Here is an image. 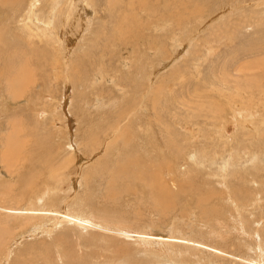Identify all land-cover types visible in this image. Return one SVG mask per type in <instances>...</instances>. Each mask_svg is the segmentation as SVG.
Returning <instances> with one entry per match:
<instances>
[{
  "label": "rangeland",
  "instance_id": "1",
  "mask_svg": "<svg viewBox=\"0 0 264 264\" xmlns=\"http://www.w3.org/2000/svg\"><path fill=\"white\" fill-rule=\"evenodd\" d=\"M46 1L35 10L51 24ZM71 1L52 12L67 28L54 45L28 38L29 0H0V65L29 63L34 81L0 78V263L8 247L7 264H264V0H187L194 18L159 0L122 41L134 4ZM17 122L26 153H43L33 165L2 160ZM130 156L143 176L113 174ZM148 179L169 189L165 207ZM38 185L41 201L26 195Z\"/></svg>",
  "mask_w": 264,
  "mask_h": 264
},
{
  "label": "bare ground",
  "instance_id": "2",
  "mask_svg": "<svg viewBox=\"0 0 264 264\" xmlns=\"http://www.w3.org/2000/svg\"><path fill=\"white\" fill-rule=\"evenodd\" d=\"M18 0H2V2L3 3H6V4H10V7H11V4H13V3H16ZM20 1V0H19ZM17 2V4H18V6H19V4H20V2ZM22 1V0H21ZM39 0H29V2H28V6H27V13L26 14H28L27 16H25L26 17V20L25 19H22L21 21L23 22L24 20L27 22H30V26L31 27H28L27 26V28H28V31H29V34H28V38H34V37H32L33 35H35L36 37H38V38H41V34H43L42 35V38L43 37H45L46 38V40H48V39H52L53 41H54V45H55V43H57L58 44V42L63 38V35H64V37H65V35L67 34V28L65 29V28H63V29H57V24L55 23V12L54 11H58L57 9L55 10V7L57 6V4L59 3V1L60 0H52V2L50 3V5H48L49 7V11H47V12H49L48 14H49V16H50V18H49V20H50V22H51V24H49L48 23V18L46 17V18H41V16H39V12H40V7H38V14L36 13V10H35V8L37 7V2H38ZM46 1V0H45ZM70 1V0H69ZM79 1V0H78ZM159 0H155L154 1V3H153V0H126V4H127V7H129V6H131L132 4H134L135 5V9H134V7H133V9H134V11L132 12V15H130V12L129 11H124V12H121V15L119 16V20H118V22H117V24H118V26H115L114 27V32H117V35L119 36V38H117V36L115 37V39H116V41H117V39H119V40H121L124 36H125V38H127L128 37V35L130 36V37H132L133 35H131V31H132V29L134 28V25L135 24H137V26H138V28H140L139 27V25H138V20L136 19V18H138V16H139V14H140V12H143V13H145L146 14V16L148 15V14H150L152 17L155 15V13L158 11V10H156L158 7L156 6V4L157 5H160V2H158ZM1 2V4H3ZM47 2V1H46ZM66 2V1H65ZM71 2H73V0L71 1ZM109 2L110 3H112V4H116V3H118L119 2V0H109ZM166 2V1H165ZM79 3V2H78ZM81 3V2H80ZM83 3V5L85 6V8H83V9H85V11H86V9H87V7H88V5H89V2L87 3V2H82ZM176 4H177V7L180 5V8H183V10L185 9L186 11L187 10H190V11H188V16L189 15H191V16H193V18H194V16L196 15V14H199L200 12L199 11H201V10H199L198 11V9H199V5H192V4H190L189 5V2L187 1V0H176V2H175ZM165 4V3H164ZM164 4H161V5H163V7H166ZM15 5V4H14ZM77 5V4H76ZM75 5V6H76ZM80 5V4H79ZM78 5V6H79ZM90 6V5H89ZM112 6V5H111ZM117 6V5H116ZM9 7V8H10ZM15 7H16V5H15ZM15 7H14V9H15ZM20 7V6H19ZM157 7V8H156ZM8 8V7H7ZM17 8V7H16ZM47 8V9H48ZM71 8H73V7H71ZM70 8V9H71ZM76 8V7H75ZM75 8H73L74 10H76ZM89 8V7H88ZM116 8V7H115ZM125 8V7H124ZM81 9V8H80ZM117 9H118V7H117ZM10 10V9H9ZM13 9L11 8V11H12ZM66 10V9H65ZM123 10V7H120L119 8V11H122ZM14 11H16V10H14ZM63 11H64V9H63ZM69 11H71V10H69ZM73 11V10H72ZM5 12V11H4ZM52 12H54V15H53V13ZM61 12H62V8H61ZM66 12H67V10H66ZM73 12H75V11H73ZM72 12V13H73ZM57 13V12H56ZM63 13V12H62ZM62 13H61V15H62ZM69 13H71V12H69ZM71 13V14H72ZM86 13V12H85ZM122 13H126V14H122ZM186 13V12H185ZM195 13V14H194ZM58 14H60V13H58ZM70 14V15H71ZM154 14V15H153ZM158 14H159V16L163 19V20H165V21H162V20H160L159 19V16H158V18H156V17H154L155 18V20L156 21H162V22H166L167 24H170L171 23V21L172 22H176L177 24H180V23H182L183 22V19H187L186 17V15L185 16H181L180 14L181 13H179V12H177V16L176 17H178L177 19H176V17H173V16H170V15H166V13L165 14H162V15H160V12H158ZM57 15V14H56ZM73 15H74V13H73ZM64 17H65V23H68L69 24V22H68V20H69V14H67L66 13V15H63ZM74 16H76V15H74ZM74 16H72L71 15V18L72 17H74ZM125 16H127V17H125ZM57 17V16H56ZM190 17V16H189ZM83 18V17H82ZM73 19V18H72ZM74 19H75V17H74ZM173 19H175L174 21H173ZM64 20V19H63ZM79 20V19H78ZM80 20H81V18H80ZM85 20V19H84ZM171 20V21H170ZM19 21H20V19H19ZM70 21H72V20H70ZM131 21L133 22V23H131ZM148 21H150V20H148ZM170 21V22H169ZM181 21V22H180ZM25 22V23H26ZM73 22V21H72ZM150 22H153V20L152 21H150ZM24 23V24H25ZM78 23V22H77ZM83 23V22H82ZM155 23V22H154ZM157 23V22H156ZM23 24V23H22ZM75 24V23H74ZM73 24V25H74ZM80 24V23H79ZM85 24V23H84ZM20 25H21V23H20ZM72 25V26H73ZM83 25V24H82ZM88 25V24H87ZM87 25L86 26H84V27H82V26H80L81 28V30L82 31H84L85 29H86V27H87ZM162 25H163V23H162ZM165 25V24H164ZM164 25L162 26V27H164ZM22 26V25H21ZM32 26H33V28H32ZM66 26V25H65ZM64 26V27H65ZM25 27V26H24ZM23 26H22V28H24ZM34 27H36V28H34ZM71 27V26H70ZM26 28V27H25ZM27 28L25 29L26 31H27ZM73 28V27H72ZM34 29H36V31L34 32ZM25 30H23V32L25 31ZM77 30H78V27H77ZM80 30V31H81ZM20 32V31H19ZM22 32V31H21ZM26 33V32H25ZM121 33L124 35L123 37L121 36L120 37V35H121ZM140 33V32H139ZM21 34H24V33H21ZM27 34V33H26ZM79 34V33H78ZM25 35V34H24ZM69 35V34H68ZM75 35V34H74ZM70 37V36H69ZM138 36L136 35L135 36V38H137ZM67 39H68V36H67ZM70 39V38H69ZM28 40V39H27ZM118 40V41H119ZM25 41V40H24ZM29 41V40H28ZM27 41V42H28ZM40 41L41 40H39V43H40ZM122 41V40H121ZM71 42V41H70ZM112 42H113V40H112ZM115 42V41H114ZM29 43V42H28ZM110 43H111V41H110ZM123 43V42H122ZM176 43H178V42H176ZM178 45V44H177ZM180 45V44H179ZM182 45V44H181ZM181 45H180V47H181ZM109 46V45H108ZM112 46V45H111ZM117 46V45H116ZM116 46H114V47H116ZM152 46V45H151ZM126 47V46H125ZM155 47V46H154ZM183 45H182V49L181 50H183ZM62 48V47H61ZM108 49V48H107ZM151 49H153V48H151ZM66 51H68L67 49H66ZM178 51H180V50H178ZM55 52V51H54ZM176 54H178V53H176ZM7 56V55H6ZM9 58V57H8ZM7 58V59H8ZM7 59H3L2 60V64L0 65V78L2 77H8L7 78V80L9 81V83H10V85H12L11 84V82L12 83H14L16 80H18V81H20L21 80V82H22V84H24V85H26V87H28L27 85L28 84H32V82L34 83V81H33V71L31 70V68L29 67V63L27 64H24V65H22V66H20V67H18L17 69H16V72H14V73H10V70H12V69H10V67L12 68V63L11 62H8V60ZM11 60H13V59H11ZM65 60H67V59H65ZM25 61V60H24ZM28 61V60H27ZM19 62V61H18ZM17 62V63H18ZM20 65L22 64L21 62L19 63ZM18 65V64H17ZM65 65H66V63H65ZM73 65V64H72ZM10 66V67H9ZM16 67V66H15ZM64 67V66H63ZM66 67H68V65H66ZM72 67V66H71ZM74 68H75V66H74ZM65 69V68H64ZM66 70V69H65ZM71 70V69H70ZM15 71V70H14ZM65 72V71H64ZM155 72V71H154ZM153 72V73H154ZM10 74V76H8ZM67 74V73H66ZM65 76V75H64ZM75 76V75H74ZM74 76H73V78H74ZM68 78V77H67ZM66 79V78H65ZM64 79V80H65ZM17 82V81H16ZM68 82V81H67ZM20 83V82H19ZM69 83V82H68ZM21 84V83H20ZM19 84V85H20ZM67 85V84H66ZM69 85V84H68ZM7 86V85H6ZM22 86V85H21ZM9 87V86H8ZM25 87V86H24ZM26 89V88H25ZM15 90H18L17 88L15 89ZM9 91H10V88H9ZM15 97V96H14ZM18 97V96H17ZM16 98V97H15ZM153 99V98H152ZM12 102V101H11ZM121 115V114H120ZM120 117H122V116H120ZM118 118H116V120H117ZM114 122H115V120H114ZM112 127V126H111ZM13 128V127H12ZM34 128V127H33ZM109 128H110V126H109ZM111 130H113V129H111ZM17 133H20L23 137V139H17L16 138V134ZM29 136H31V134L28 132V130H25V128L24 127H21L19 124H18V122H17V124H16V126H15V130H14V133H11L10 134V137H11V139H7L6 140V142H5V147H4V150H6V154L5 155H3L2 156V160L4 161V162H6V160H7V157L8 156H12L11 157V159H13V158H15L16 159V161H24L26 158L28 159V156H29V158H33V157H31L30 155H32L31 153L33 152H31V153H26V151H29L31 148H29V147H27L29 144H27V146H26V143L28 142L27 140H25V138L26 137H29ZM14 137H15V139H14ZM32 137V136H31ZM112 139V138H111ZM124 142V141H123ZM125 143V142H124ZM32 144V143H31ZM91 144V143H90ZM110 144V143H109ZM40 146V139L39 138H34V141H33V148H36V147H39ZM26 148H29V150L28 149H26ZM38 149V148H37ZM36 149V150H37ZM32 150V149H31ZM39 151H40V149H39ZM38 151V152H39ZM41 151H42V149H41ZM5 152V151H4ZM41 153V156H42V152H39V154ZM39 154H33V155H36L37 157H35L36 159L37 158H41L40 157V155ZM32 155V156H33ZM39 156V157H38ZM43 157V156H42ZM47 157V156H46ZM48 157H49V155H48ZM35 158H33V159H35ZM35 159V160H36ZM37 160H39V159H37ZM41 160V159H40ZM25 161H29L30 162V160H25ZM32 161V163H33V160H31ZM44 161H46V160H44ZM39 162V161H38ZM37 162V163H38ZM41 162H43V161H41ZM15 163V162H14ZM14 163H12V164H14ZM36 163V164H37ZM136 164V162H135V160L134 159H132V157L130 156V157H127V158H125V160H124V162L123 163H121L120 165H118L115 169H114V171H113V174H116V175H118L119 177H121L122 176V174H125V176H129V177H131V178H141V175L143 176V174L141 173V175H139L138 173H137V170L138 169H133V168H130L128 165L129 164ZM26 164H28V163H26L25 162V165ZM40 164V163H39ZM39 164H38V166H39ZM44 164V163H43ZM42 164V165H43ZM6 165H7V163H6ZM10 165V164H9ZM29 165H33V164H31V162H30V164ZM41 165V166H42ZM36 167V166H35ZM48 167V166H47ZM39 168V167H38ZM44 171V170H43ZM157 171V170H156ZM31 172H32V170H31ZM31 172L29 173V177H30V174H31ZM55 172V171H54ZM50 173V172H49ZM136 173H137V175H136ZM159 173V172H158ZM54 174V173H53ZM53 174H50V175H48L47 176V178H45V179H43L42 177H41V180L38 178H35L34 180H35V182H32V184H30L29 185V183L27 184V185H29V186H31V185H33L34 183H37V184H39L41 181L43 182V183H45V185H46V183L48 184V180L47 179H49L50 177L51 178H55L54 176L55 175H53ZM56 174V173H55ZM111 174V173H110ZM11 175V174H10ZM32 177H34L33 175H32ZM124 177V176H123ZM10 178H11V176H10ZM27 179V178H26ZM29 179V178H28ZM30 180V179H29ZM33 180V181H34ZM118 180V179H117ZM147 180V179H146ZM149 181H150V179H148ZM222 180H223V183H225L224 182V177H222ZM112 181H114V180H112ZM29 182V181H28ZM26 183V182H25ZM31 183V182H30ZM110 184H112V182L110 183ZM163 184V183H162ZM76 185V184H75ZM158 185L159 186H162V185H160V183H158ZM39 186V185H38ZM35 187L33 190H32V192L31 193H29V194H26V195H30V196H36V198H37V196H39V201H41L40 199H41V197H43L44 195V193L46 192V194H49L50 192H49V189L48 190H46V191H44L40 186L39 187ZM111 186V185H110ZM147 186V185H146ZM163 186H165L164 184H163ZM163 186L162 187H160V188H158V186H155L154 185V183H153V181H150V188H151V190H152V193L151 194H154L152 197H153V201L155 202V204H157V207L160 205V207H161V205H164V204H166L167 205V197L169 198V196H170V192H169V189L166 187V189H165V187L163 188ZM225 186H226V184H225ZM26 187H28V186H26ZM158 188V189H157ZM31 189V188H30ZM168 189V190H167ZM117 190V189H116ZM199 190V189H198ZM27 191V190H26ZM29 191V190H28ZM109 191V190H108ZM231 191V190H230ZM239 192L237 193V194H235L234 192V190H232L231 191V193L233 194V195H231L230 193V195L232 196V197H237L238 198V200L239 201H241L243 198V195L241 196V190L239 189L238 190ZM110 193H111V191H110ZM43 195V196H42ZM205 198H207V197H205ZM171 199V198H170ZM173 199V198H172ZM30 200H32V199H30ZM37 200V199H36ZM164 200H166L165 201V203H164ZM199 200H201V199H199ZM206 200V199H205ZM205 200H203L204 202H206ZM170 201H172V200H170ZM202 201V202H203ZM244 201V200H243ZM246 201V200H245ZM244 201V202H245ZM30 202V201H29ZM153 202V203H154ZM163 203V204H162ZM170 203V202H169ZM197 203V202H196ZM26 205H28V204H26ZM169 205V204H168ZM172 205V204H171ZM174 205V204H173ZM40 207H42V206H40ZM164 207H165V205H164ZM64 208V207H63ZM161 209V208H160ZM164 209V208H163ZM14 225V224H13ZM37 229L36 228H33L32 229V234L33 233H35L36 234V231ZM5 239V238H4ZM11 240H13V239H11ZM15 240V239H14ZM159 242V241H158ZM157 243V242H156ZM8 245V244H7ZM170 245V244H169ZM10 247H11V245H10ZM6 249V254H4V256L2 257V261H1V263L0 264H7V257H8V253H9V249H8V247L7 248H5ZM3 250V249H2Z\"/></svg>",
  "mask_w": 264,
  "mask_h": 264
}]
</instances>
